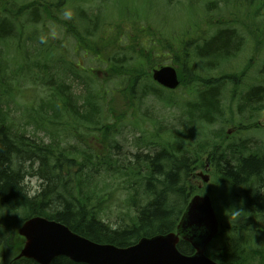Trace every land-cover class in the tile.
Segmentation results:
<instances>
[{"label": "trees", "instance_id": "16d2710c", "mask_svg": "<svg viewBox=\"0 0 264 264\" xmlns=\"http://www.w3.org/2000/svg\"><path fill=\"white\" fill-rule=\"evenodd\" d=\"M27 1L0 0V264H7L4 257L7 251L13 252L19 248L15 226L31 217L54 220L95 243L117 247L130 246L141 237L173 231L189 197L196 192L191 179L194 172L203 167L202 159L213 162L219 174H222L220 186H225L219 198L224 197L225 215L228 214L229 206L242 207L244 210L236 225L227 227L222 224L215 251L207 253V256L218 264H247L254 260L264 264V240L259 239L264 238V196L260 193L253 195L250 188L264 187V159L258 156L244 157L240 152L228 154V146L223 137V131L228 125L235 126V131L258 126L256 113L258 110L264 111V87L252 84L244 93L239 92L238 100H235L236 118L233 114L228 116L229 109H225L223 104L224 96L229 93L230 103L234 102L236 92L228 89V86L240 90L247 78V70H242L239 75H202V72L211 73L223 61L239 55L243 45L239 30L219 27L215 32L207 34L208 31L204 29L202 37L206 38L183 43L181 55L174 56L176 64L181 62L184 71L179 77L183 79L184 73H187L196 79L192 84H186L188 95L178 98L174 103L168 96L172 93L154 85L148 73L143 71L142 64L146 61L151 68L158 64L156 59L161 58L158 53L161 43L157 30L146 26L123 34L120 29L121 22L131 21L135 10L125 5L114 7L119 21L111 23L106 21L108 15L103 18L100 14H89L94 0H75L74 16L71 19H64L61 15L65 8L71 6L70 0H34L25 4ZM240 1L248 7H255L254 15L264 11V0ZM77 20L82 23L80 26ZM49 22L61 27L65 34L74 38L75 51L79 48L84 55L88 53L97 57V62L105 65V72L122 79L128 85L129 95L124 97L126 105L140 106L141 101L151 95L164 106H175L178 109L171 124H166L165 119H157L159 127L154 144L158 149L153 146V153H149L148 148H143L136 151L131 159H125L127 163L120 164L115 151L119 149L117 123L123 118L117 123L108 124L104 117L106 112L110 113L113 99L108 100L101 88H92L90 85L91 91L84 88L75 95L62 82L55 81L53 87L50 86L52 76L49 81L36 75L33 67L48 74V67L41 68L43 65L39 58L48 63L56 57V53L49 51L45 38L37 37L42 33L26 34L24 25L35 27L41 24L44 27ZM104 27H109V30L101 34ZM33 42H37L42 51L32 56L29 48ZM164 49L168 50L166 55H169L173 48L167 45L161 51ZM100 51L104 59L100 57ZM18 57L22 58L23 63L13 62ZM57 62L67 63L61 57L57 58ZM261 68V74H264V60ZM20 74H26L32 81L36 78L43 82V89L50 87V98L42 100L38 109L34 104L29 105V115L37 120L35 124L45 122L52 125L55 120L63 119L65 125H78L85 134L91 132L93 125L97 127L95 129L100 134V148H94L91 142H87L83 148L78 149L76 146L75 154L69 161L74 171L67 170L63 174L71 150L67 156H61L50 146L12 131L6 106L14 90L11 80L16 82ZM67 75L81 83L76 67L67 68ZM181 86H184V80H181ZM213 125L217 128L208 134L204 127L210 128ZM200 129L205 131V136L200 137ZM140 136L138 133V140H141ZM239 148L242 151L248 149L245 145ZM101 152L102 155L99 154ZM92 164L103 165L104 169L116 166L118 170L138 177V189L131 188L130 199L127 201L126 215L133 212L128 222L122 221L115 225L105 223L98 205L92 204V171H84ZM102 174L104 172L100 177ZM27 177L36 178L40 182L38 190L32 195L24 184ZM131 207L134 209L130 210ZM6 211L8 213L4 214ZM250 219L262 222V233L256 232L253 238L262 242L263 246L259 249L252 247L253 239L233 235L239 234L243 223H248ZM227 231L232 235L223 236ZM178 250L186 255L192 253L191 247L184 242L179 243ZM13 264L36 263L23 259ZM51 264L77 263L58 257Z\"/></svg>", "mask_w": 264, "mask_h": 264}, {"label": "rangeland", "instance_id": "374dc122", "mask_svg": "<svg viewBox=\"0 0 264 264\" xmlns=\"http://www.w3.org/2000/svg\"><path fill=\"white\" fill-rule=\"evenodd\" d=\"M32 1L34 0H28L25 4L31 3ZM151 1H153V3H151ZM70 2L71 6L68 9H71L73 12L75 0H70ZM114 2L117 4V7L125 5L130 9H133L132 6L135 5L134 15L139 20L136 23L131 21V26L127 22H121L120 29L122 33L133 32L132 27L142 28L144 26H149L152 27L153 30H157L161 43V48L158 53L161 58L156 59V61H158L160 65L174 64L178 69L179 75L181 73L183 75V67L181 66V62L176 64L174 56L179 57L181 55L180 53L184 42L199 38L204 29L208 31L207 34H210L215 32L219 27L237 28L240 35L243 37L242 51L239 55L234 59L223 61L220 66L214 68L211 73H208L209 71L207 74L202 72V75L205 74L207 76L216 77L218 75L222 76L227 74L239 75L242 70H247V78L244 80V86L240 90L232 87V85L228 86V89L235 90L236 92L232 104L230 103V94L226 93L224 96L225 100L223 104L225 109H229L228 116L233 114L238 118L236 115V101L240 95L239 92L243 91L244 93L248 89V86L252 84L264 87V74H261V66L264 60V11H262L263 13L258 11L254 15L253 12L255 11V7H248L240 0H237V2L234 0H134V3L130 0H114ZM92 6L90 12L93 14L98 12L97 8L102 9L106 6L108 10L107 13H110L111 9L114 8L111 6V0H94ZM112 15L113 18L108 19L107 22L112 20L115 22V15ZM81 24L82 23L77 20V25L80 26ZM189 26L193 28L188 32L187 28ZM180 28H182L181 31L188 33H182L179 31ZM103 29L108 30L109 27H104ZM40 30L42 31L43 37L48 38L51 36L46 42L47 44H51L52 48L54 46V50L57 53L56 57L47 63L49 67L47 70L48 74L43 75L48 76L47 80L49 81L52 80L50 78L52 76L53 81L50 86L53 87L55 81L62 82L75 95H78L84 88H87L89 91L92 90L91 87L101 88V90L106 93L105 96L108 100L113 99V101H111L112 104L109 102L110 113L106 112L104 117L105 122L108 124L117 123L123 118L120 123H117V144L119 149L115 151V156L119 163H127L125 159H131V156L135 154L136 151L143 150V148H148L149 153H153V146L158 149L154 144L159 127L157 119H165L166 124H171L174 122L178 109L175 106H164L162 102L157 101L151 95L143 99L140 106L137 104L133 107L126 105L124 97L129 95L128 85H126L122 79L112 77L109 75V72H105V65L97 62V57L88 53L83 55L82 51H77L75 53L73 38L65 34L63 29L59 27L48 24L45 29L40 27ZM104 30L101 34H104ZM123 30H125V32ZM24 31L27 34L38 32V30L30 24L24 25ZM153 39L155 40V38ZM167 45L173 48L170 52L171 55H166L168 51L166 49L161 51L163 46L165 48ZM189 50H191V48H189ZM41 51L42 47L38 45L37 42H33L32 47L29 48L31 55H35L37 52L40 53ZM99 55L104 59L102 51L99 52ZM59 57L67 61L69 66L78 64V67L83 69V72L80 73L81 83L67 75V68L63 67L62 63L57 62V58ZM132 57L134 56L132 55ZM7 61L9 60L7 59ZM13 62L20 63L21 59L15 58ZM142 65L144 66L143 71L148 73L150 69V65L148 67V62L146 61L145 64ZM7 70L10 69L8 68ZM87 77L92 78V80H87ZM195 79V77L184 73L183 79H181L184 80V86L179 87L175 91H171L172 94H168V96H170V101L175 103L178 98H183L185 95H188L189 88L186 84H192ZM17 81L18 83H16ZM17 81L13 83L11 80L14 90L7 99L6 106V110L9 113L8 118L12 125L11 129L14 132H20L31 137L35 142L40 141L44 145L50 146L56 154L61 156H67V152L71 150V154L68 155L65 161L63 174H65L67 170H75L72 165H69V161L72 160L75 154L74 149H77V147L78 149L79 147H85L87 142H91L94 148H100L98 146L100 134L99 131L95 129L97 127L94 125L91 132L85 134L78 125H74L73 127L65 125L63 119L55 120L52 125H48L45 122L35 124L37 120H34L29 115V105L34 104V107L38 109L42 100L46 101V99L50 98V87L43 89L42 82H35L32 84V82L28 81V77L24 78V74L18 75ZM81 84H83V86ZM89 85L91 87H89ZM139 94L140 93H138V95ZM256 114V121L260 123V125L253 128L254 131H235V126L232 125H228L224 129L223 137L225 136V145L228 146L226 147L228 154H239L240 152L245 156H258L264 159V111L258 110ZM244 117L243 120H245ZM145 121L148 122L145 124ZM204 128L208 130L207 133L209 134L212 130L217 128V126L213 125L210 128ZM228 131H231V133L228 134ZM199 132L201 135L200 137L205 136V131L203 129H200ZM138 133L141 135V140H138ZM240 145L247 146V151L243 152L241 148H239ZM99 154L102 155L103 152ZM109 154L110 153H108V155ZM202 163V166H210L209 171L205 172L209 175V181L207 183H202L200 178H193L192 184L196 191H203L212 196L214 194L219 198L220 192H222V188H224V186H219L221 181L219 171L216 166L213 165V162L209 160L202 159ZM81 164H83L82 161ZM102 166L92 164L84 169L86 173L92 171V181L90 184L91 202L92 204L98 205V211H100V215L105 223L115 225L117 223L120 224L122 221L128 222L130 216L133 214V212H131L129 216L126 215L128 212L127 201L130 199L129 193L132 187L138 189L139 179L138 177L128 175L127 171L118 170L116 166L105 169ZM102 172H104V174L100 177ZM196 172L198 173L199 171ZM24 184L29 194L32 195L38 190L40 182L36 178L27 177L25 178ZM198 185H201L202 189H198ZM136 201H138V198H136ZM223 204L224 197L219 198L216 207L219 208L223 214L221 223L230 227L228 221L224 219L225 213L223 212ZM213 207L215 211H217L214 201ZM132 209L134 208L131 207L130 210ZM245 226L246 229L250 228L248 223ZM230 235L232 234L227 231L223 236L229 237ZM233 235L238 236L239 234L233 233ZM247 235H249L248 231H241L239 236ZM254 237L253 234L248 236L249 239H253ZM259 239H261V241L264 240L263 237ZM261 241L253 239L251 241L252 247L255 249L261 248V246H263ZM216 243L217 239L212 246H215ZM214 251L215 248L209 250V252ZM12 255V251H7L4 256L5 260L7 261L8 258L10 259ZM247 264H258V261L254 260Z\"/></svg>", "mask_w": 264, "mask_h": 264}, {"label": "water", "instance_id": "95a60500", "mask_svg": "<svg viewBox=\"0 0 264 264\" xmlns=\"http://www.w3.org/2000/svg\"><path fill=\"white\" fill-rule=\"evenodd\" d=\"M152 78L170 90L179 84L171 67L153 70ZM199 177L204 182L208 180L207 176ZM218 230L210 198L198 194L189 199L174 232L143 237L126 248L95 244L60 223L33 217L17 229L24 243L15 260L27 258L37 264H50L57 257H65L81 264H216L205 256V250ZM180 240L191 245L193 254L178 251Z\"/></svg>", "mask_w": 264, "mask_h": 264}, {"label": "clouds", "instance_id": "9594fccd", "mask_svg": "<svg viewBox=\"0 0 264 264\" xmlns=\"http://www.w3.org/2000/svg\"><path fill=\"white\" fill-rule=\"evenodd\" d=\"M62 17L64 19H71L73 16V12L71 9L65 8L62 13H61ZM43 39V37L41 38ZM253 191L252 194L255 195L256 193H260L262 196H264V187H256V186H252L250 187ZM241 205L243 203V201L240 202ZM227 209H229L228 214L226 215L227 219H228V223L233 226L236 225L238 222H240L242 214L244 212L242 207H236V206H229ZM8 213L7 211L4 213L6 214ZM260 223V221H257Z\"/></svg>", "mask_w": 264, "mask_h": 264}]
</instances>
